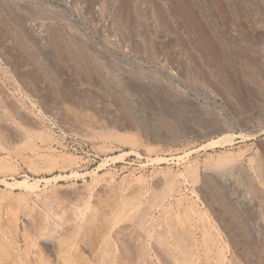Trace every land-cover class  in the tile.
<instances>
[{
  "label": "rangeland",
  "instance_id": "obj_1",
  "mask_svg": "<svg viewBox=\"0 0 264 264\" xmlns=\"http://www.w3.org/2000/svg\"><path fill=\"white\" fill-rule=\"evenodd\" d=\"M0 264H264V0H0Z\"/></svg>",
  "mask_w": 264,
  "mask_h": 264
},
{
  "label": "bare ground",
  "instance_id": "obj_2",
  "mask_svg": "<svg viewBox=\"0 0 264 264\" xmlns=\"http://www.w3.org/2000/svg\"><path fill=\"white\" fill-rule=\"evenodd\" d=\"M43 24V23H42ZM42 24L41 25H39V28L38 29H40L39 30V37L41 38V39H44L45 38V34L42 32L43 31V29L44 28H42ZM37 36H38V34H37ZM97 43H98V41H96ZM38 43H40V45H41V47L42 48H45V43H44V41H38ZM29 118V117H28ZM124 124V123H123ZM126 124V123H125ZM133 124V123H132ZM128 126H131V124H127V126L126 127H128ZM134 126V125H133ZM129 128V127H128ZM160 130H162V129H160ZM158 131V130H157ZM161 132H163V131H161ZM171 133L168 135H166V136H164V135H162V134H164V133H161V134H159L158 132H154V134H153V136H154V138L155 139H157V140H168V138L170 137V141H172V142H176V141H178L181 137H182V135H180L178 132H175V131H170ZM169 133V132H168ZM168 137V138H167ZM165 138H167V139H165ZM261 167V166H260ZM222 168V167H221ZM223 170H224V168H222ZM253 170V169H252ZM254 171V170H253ZM221 172V171H220ZM223 172V171H222ZM219 175H222V173H220ZM221 178V177H220ZM235 179V178H234ZM230 180V179H229ZM247 187H248V185H247ZM231 189V188H230ZM257 190V189H256ZM246 192V191H245ZM232 196L233 197H237V195L233 192L232 193ZM247 196V195H246ZM252 197V196H251ZM233 200V199H232ZM237 200V201H236ZM236 203L238 202V201H240V198L239 197H237L236 198ZM244 201H245V199H244ZM250 203V202H249ZM248 203V204H249ZM260 203V202H259ZM147 210V209H146ZM135 234V233H134ZM160 236V235H159ZM215 242V241H214ZM213 245V244H212ZM207 247H208V245H207ZM205 249V248H204ZM185 256V255H184ZM186 256H188V255H186Z\"/></svg>",
  "mask_w": 264,
  "mask_h": 264
}]
</instances>
